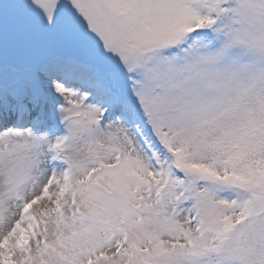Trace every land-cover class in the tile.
Here are the masks:
<instances>
[{
	"label": "snow or ice",
	"instance_id": "snow-or-ice-1",
	"mask_svg": "<svg viewBox=\"0 0 264 264\" xmlns=\"http://www.w3.org/2000/svg\"><path fill=\"white\" fill-rule=\"evenodd\" d=\"M0 264H264V0H0Z\"/></svg>",
	"mask_w": 264,
	"mask_h": 264
}]
</instances>
